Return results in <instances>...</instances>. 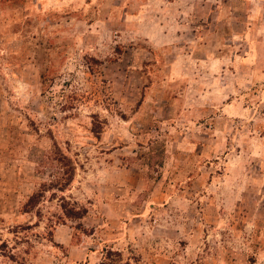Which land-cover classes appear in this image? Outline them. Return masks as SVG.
Segmentation results:
<instances>
[{
    "label": "rangeland",
    "instance_id": "obj_1",
    "mask_svg": "<svg viewBox=\"0 0 264 264\" xmlns=\"http://www.w3.org/2000/svg\"><path fill=\"white\" fill-rule=\"evenodd\" d=\"M0 264H264V0H0Z\"/></svg>",
    "mask_w": 264,
    "mask_h": 264
},
{
    "label": "trees",
    "instance_id": "obj_2",
    "mask_svg": "<svg viewBox=\"0 0 264 264\" xmlns=\"http://www.w3.org/2000/svg\"><path fill=\"white\" fill-rule=\"evenodd\" d=\"M57 161L59 162L60 168H61V177H60V183L58 188L62 189L64 188L70 181H71V173L73 170V167L71 165H68L69 159L61 155L57 158Z\"/></svg>",
    "mask_w": 264,
    "mask_h": 264
}]
</instances>
